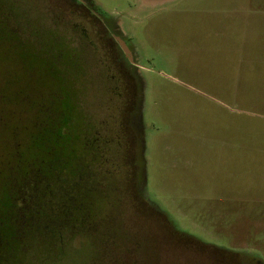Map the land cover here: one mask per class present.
I'll return each instance as SVG.
<instances>
[{"label": "rangeland", "instance_id": "obj_1", "mask_svg": "<svg viewBox=\"0 0 264 264\" xmlns=\"http://www.w3.org/2000/svg\"><path fill=\"white\" fill-rule=\"evenodd\" d=\"M91 1L138 44L146 83V198L177 228L138 195L144 192H138L130 121L134 86L116 63L105 28L69 0H1L3 15L13 17L7 18L20 28L21 37L42 41L55 34L84 54L74 67L77 75L85 74L73 85L81 92L82 110L101 149L109 150L107 160L92 167L91 206L88 163L86 192L71 173L42 180L44 165L38 163L36 210L44 211L45 220L35 221L34 227L58 228L59 213L75 217L79 203L95 223L84 218L82 227L61 228L41 243L39 232L26 236L19 219L13 236L22 243L15 244L21 246L20 255H11L9 264L264 263V0H174L158 7L137 0ZM8 36L7 30L0 31L1 100L23 104L10 115L6 103L2 108L0 169L8 164L9 133L15 131L17 144L26 139L25 121L33 116L22 114L29 106L24 103L42 96L50 75ZM13 70L15 77L8 78ZM1 186L15 197L16 184Z\"/></svg>", "mask_w": 264, "mask_h": 264}, {"label": "trees", "instance_id": "obj_2", "mask_svg": "<svg viewBox=\"0 0 264 264\" xmlns=\"http://www.w3.org/2000/svg\"><path fill=\"white\" fill-rule=\"evenodd\" d=\"M3 13L5 14V11L0 0V31L7 30L8 41L13 46H18L20 52H23L27 59L37 61V63L45 66L46 71L50 74L46 78V86L43 88L42 96L35 103H24L29 104V106L23 109L24 112L22 114L33 116L32 120L25 121V143L23 141V143L17 144V135L14 130L9 133L12 139L7 142L9 160L6 167L0 169V264H9L11 263V255H14L15 252L16 255H20L17 249L18 247L21 248L18 245L22 243L19 244L20 242L13 236L19 219L22 222L26 236L28 237V231L39 232L42 235L41 243H48L49 239L53 238L61 228L70 232L73 228L82 227L81 224H83L84 218L89 217L92 225L95 223V220L91 219L92 216L88 209H85L83 203H79L75 217H67L68 215L66 216L64 211L59 213L57 221L60 226L58 228L48 232V230L42 231L34 227L35 221L45 220L44 211L36 210V204L40 202L39 198H36V194L39 193L40 189L37 183V176L40 173L38 163L40 162L44 165V171L41 174L42 180H45L46 177L52 180H61L71 173L74 184L79 185V190L81 192L88 190L86 199L89 202L88 205L91 206L93 205V197L91 194L89 196V192H92V187L96 182L93 177L95 172L92 171V167H98L102 161L105 162L109 150L101 149L99 139L95 133L96 129L82 110L81 92L76 88V85H73L77 79L78 81L80 80L81 74H85L80 73L77 75L75 73L77 72V67H74L79 62L84 61V54L73 48L70 41L55 34H50L48 36L49 39L42 41L37 40L33 36L26 39L21 37L20 28L16 24L9 22L7 18L13 17L4 16ZM84 40L87 41L88 39L84 38ZM15 69L21 70L20 67H15ZM125 73L133 82L134 95L135 99H137V84L134 83L132 75L126 69ZM11 75L10 72L7 73L8 78L15 77V70H13ZM1 99L3 97L0 94V114H2V108L5 107V103L8 108L5 109V112L8 115L10 113L15 114L19 109L18 107L22 106L21 103L23 104V101L19 103L5 101L3 103ZM135 105L136 100L133 108H135ZM4 123L0 117V134L4 131ZM11 128L15 129V127ZM132 136L136 148V138L133 133ZM106 143L111 146V142L107 141ZM123 143L122 141L120 142L122 147ZM44 161H48L47 164ZM135 161L138 169L137 158ZM85 163H88L87 171L88 175H90L88 176L87 190L83 182L86 169ZM107 175H109L108 172ZM1 183L3 186L6 183L7 187L11 186V188H14V184L17 185L15 190L12 189L13 192L16 191L14 198L5 189L2 191ZM140 191L141 193L144 192V195L139 193L138 195L148 200V207L159 213V216L168 225H173L172 219L158 205L151 202L148 197L146 198V185L142 188L140 187L138 192ZM44 196L46 194L42 195V197ZM83 197L84 201L85 196ZM143 198L141 199L143 200ZM16 200L18 205L14 209L13 205H16ZM42 203L44 208L48 207V201L42 200ZM62 220L65 221L64 224H61ZM38 242L37 245H40L41 243Z\"/></svg>", "mask_w": 264, "mask_h": 264}, {"label": "flooded vegetation", "instance_id": "obj_3", "mask_svg": "<svg viewBox=\"0 0 264 264\" xmlns=\"http://www.w3.org/2000/svg\"><path fill=\"white\" fill-rule=\"evenodd\" d=\"M69 1L71 3H75V5L83 7L85 10H87L89 16L92 19L99 22L105 28L107 32V38L112 41L115 51L117 53L116 63L118 67H123L124 69H126V71H128L132 75L135 84H137V79L135 75H139L140 78L143 79L141 73L142 70L141 67H143L142 55L140 54V51L138 49V44L132 41V39H130V37L122 31L117 19L103 13L100 10V8L97 7L91 0H69ZM171 1L174 0H137V2L140 5H143L144 7H158L159 5H163ZM100 16L109 19V21L104 23L103 20L100 18ZM116 37H119L121 39L124 46H126L127 51H125V48H123L121 42L118 41ZM169 227H172L174 231L177 228L175 224L169 225ZM257 263L260 264V261H257ZM252 264H256V263L253 262Z\"/></svg>", "mask_w": 264, "mask_h": 264}, {"label": "water", "instance_id": "obj_4", "mask_svg": "<svg viewBox=\"0 0 264 264\" xmlns=\"http://www.w3.org/2000/svg\"><path fill=\"white\" fill-rule=\"evenodd\" d=\"M104 23L108 22L109 19L100 16ZM118 41L121 42L125 51H127L126 46L122 43L119 37H116ZM137 79V99L135 105V111L132 113L130 121L131 127L133 129V134L136 138V158H137V165H138V182L139 186L142 188L146 185V164H145V141H144V133L142 131L143 127V120H142V113L144 108V94L146 89V83L139 75H135Z\"/></svg>", "mask_w": 264, "mask_h": 264}]
</instances>
